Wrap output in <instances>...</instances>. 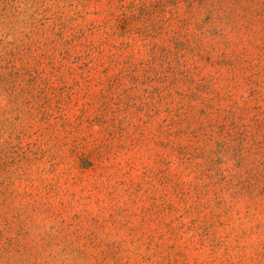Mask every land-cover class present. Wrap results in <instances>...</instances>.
Returning a JSON list of instances; mask_svg holds the SVG:
<instances>
[{"label":"rangeland","instance_id":"rangeland-1","mask_svg":"<svg viewBox=\"0 0 264 264\" xmlns=\"http://www.w3.org/2000/svg\"><path fill=\"white\" fill-rule=\"evenodd\" d=\"M133 6L171 19L143 37L138 66L146 71L153 63L163 77L179 73L177 91L189 104L200 110L209 100L210 112L220 106L223 113L177 126L182 134L169 143L178 94L158 81L140 85L150 107L133 115L121 108L130 126L105 141L111 154L94 173L76 160L73 138L48 144V158L38 156L40 138L18 148L1 130L0 110V163L4 152L10 168L13 156L33 158L20 162L14 191L0 189L1 227L21 219L11 234L20 245L5 235L0 264H264V181H250L264 176V0H0V68L32 69L35 61L23 57L34 44L38 54L50 45L59 52L65 26L89 31ZM216 93L221 102L213 101ZM71 113L82 115L78 107ZM83 129L87 158L95 143L104 144L94 141L103 129Z\"/></svg>","mask_w":264,"mask_h":264},{"label":"trees","instance_id":"trees-1","mask_svg":"<svg viewBox=\"0 0 264 264\" xmlns=\"http://www.w3.org/2000/svg\"><path fill=\"white\" fill-rule=\"evenodd\" d=\"M167 18L160 10L158 13H154L145 6H133L123 11L118 9L117 12L113 11L109 17L104 18L99 26H90L89 31L82 32L65 26L63 28L65 44L59 52H57L59 47L56 45H50L49 49L43 47L41 54L37 53L41 47L36 44L32 48H28L29 51L25 52L23 59L35 61V66L32 69L27 67L17 69L15 72L10 70L4 72L0 68V106L2 101H7L4 107H0L4 118L1 130L9 133L10 137H16L18 148L22 141L26 142L35 137L40 138L44 144L37 153L42 157L41 153L43 152V157L46 158L50 151L48 144H52L63 136L73 138L79 146L72 150L75 152L76 160L79 159L83 162L84 167L90 166L96 173L99 169L100 172L104 170V162L111 154L108 142L105 141L115 139L117 134L126 133L130 126L131 118L126 115L121 118L120 113L123 111L126 113L129 109H133L135 110L132 111L133 115L137 111L142 112L150 107V104L143 102L139 95L138 87L140 85L158 81L159 84L165 85L164 90L170 89L178 94L180 100L178 103L181 106L176 109L175 113H173L174 109H170L169 113H172L173 116L171 115V121L167 124L168 131L164 135V137H168V140L170 139L169 143H173L172 139L175 133H177L176 136L182 134V130H178L182 124L190 126V129L193 120L203 123V120L210 118L211 114L223 113L220 106L210 112L215 105L209 103V100L208 107L205 109L196 110L194 105L189 104L186 100L188 95L180 94L177 91L181 84L178 83L180 81L179 73L163 77L161 74H164L165 70L162 68L159 70L157 66L154 69L153 63L146 71L136 63L135 56L141 50L139 48L143 46L141 45L145 40L143 37L148 36V32H152L154 28L166 26L171 21ZM178 19L179 16L172 17V22ZM63 24L66 25V22ZM155 50L154 48L153 54L156 55ZM154 59L156 64L158 58L154 56ZM13 64L15 63L13 62ZM3 70H5L4 66ZM181 77L182 80L189 79L188 75ZM168 80H170L169 83ZM157 92L162 94L159 92V88L154 91V93ZM150 93L152 99L154 93ZM213 93L215 92L213 91ZM192 95L195 93L192 92ZM215 100L221 102L223 98L219 93H216L213 98V101ZM77 107L80 108L82 115L74 120L71 112ZM91 111L96 113V117L92 120L89 116ZM85 123L103 129L102 132H99L103 136L94 141L100 140L104 143L102 145L95 143V147L89 149L91 151L87 158L84 154L88 150L90 142L84 136ZM173 127L176 130L170 132ZM88 159H92V162H89ZM13 160L11 163L14 168H10L6 162V152H4L3 162L0 163V189L14 191L15 179L13 176L15 172L19 171L18 168L22 169L24 166L20 162H32L33 158L13 156ZM100 172L98 181L104 179V175ZM2 174H8L9 177L2 178ZM260 178L261 180H259ZM252 180L262 183L264 176L259 175L250 179V181ZM101 183L99 182V185ZM2 195L6 201H2V203L7 204V210L15 213L14 210H10L9 203L11 201L7 199L10 196L5 193ZM14 217L12 225L1 227L0 224V241L8 234L4 240L16 247L20 245V241L15 243L11 234L21 219L17 215ZM22 230H26L25 226L22 227Z\"/></svg>","mask_w":264,"mask_h":264}]
</instances>
